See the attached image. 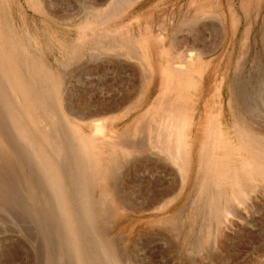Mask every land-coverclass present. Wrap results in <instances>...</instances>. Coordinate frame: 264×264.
I'll return each instance as SVG.
<instances>
[{
    "label": "bare ground",
    "instance_id": "6f19581e",
    "mask_svg": "<svg viewBox=\"0 0 264 264\" xmlns=\"http://www.w3.org/2000/svg\"><path fill=\"white\" fill-rule=\"evenodd\" d=\"M136 1L121 4L123 6L116 7L115 11L112 8L108 15L98 12L93 17L87 16L77 25V41L71 45H67V41L60 44L68 56L77 53L82 57V49L87 44L84 43L83 47V42L100 41L110 34L114 38L112 41H116L115 38L130 39L143 48L146 46L149 55L148 64L146 57L128 53L145 67H152L140 100L131 102L126 97L123 102L96 107L83 119L92 118L88 120L91 130L86 132L76 125H69V128L60 125L57 109L64 76L59 70L49 68L42 57L29 48V43L24 42V37L16 33L8 16L11 0H0V159L10 166V158L14 154L12 147L18 146L26 151L40 169L56 200L78 264H91L83 246L84 234L89 232L102 237L97 217L106 211V197L112 198L118 214L127 208H123V197L125 192L128 195L129 187L123 186L121 190L117 184V173L123 165L121 157L141 153V148L128 145L123 135L138 131V127L151 129L154 122L160 130L149 151V160L134 166L132 171L136 174L142 166L160 168L164 173L175 169L181 176L182 186L189 190L186 197L197 193L190 204L194 206L191 208L194 209L193 215L185 211L187 218L184 220L181 210H178L176 216L167 217L168 221L164 219L166 224L180 234L182 227L179 225L184 223L190 228L189 234L200 219L203 225L201 235L206 242L216 238L217 242L223 243L228 229L250 221L252 240L261 243L264 252V131L245 116L234 119L230 133L222 131L219 116L209 108V100H204L203 110L199 103L202 90L206 91L203 79L208 77L207 83L215 84L220 78L222 60L220 55H216L225 41H231L230 62L236 52L239 59H235V66L240 65L238 60L240 62L241 57L245 58L248 25L239 43H235L234 36L240 22L238 16L244 21L249 18L252 0H207L198 5L187 22L183 21L184 16L182 20L170 23L162 19L159 33L152 30L153 33L149 32L145 37L131 36L127 24L120 27L113 23L123 17ZM29 3L41 12L40 0H29ZM222 12L225 17L220 15ZM179 26L189 29L191 35L188 39H179L175 33ZM210 33L211 44L207 40ZM152 57L156 59L157 67L154 62L152 64ZM117 58L122 57L117 54ZM122 111L127 116L135 114L125 129L121 127L123 132L127 129L126 133L115 125ZM8 128L13 132L10 138L7 137ZM68 162L72 163L69 165L72 168H66L65 163ZM68 176L72 177L71 182H68ZM71 183L77 185L76 192H72ZM176 187L157 191L158 195H154L149 205L151 210H164L168 202L166 197ZM96 191L98 199L94 198ZM99 244L109 264H121L111 245H103L101 240Z\"/></svg>",
    "mask_w": 264,
    "mask_h": 264
},
{
    "label": "rangeland",
    "instance_id": "374dc122",
    "mask_svg": "<svg viewBox=\"0 0 264 264\" xmlns=\"http://www.w3.org/2000/svg\"><path fill=\"white\" fill-rule=\"evenodd\" d=\"M129 1L40 0L41 12H37L29 0H11L8 16L14 24L16 33L24 37V42L27 45L29 43V48L40 55L49 68L59 70L64 76L57 109L61 126L69 128V125H76L89 132L91 127L88 120L92 118L83 119L96 107L102 108L118 101L123 102L122 99L126 97L131 102H136L142 97L145 80L151 76L152 67H145L129 57L128 53L131 52L140 58L146 57L147 60L149 55L146 46L143 48L130 39L125 41L115 38L117 40L112 41L114 38L108 34L100 41L83 42L81 46L87 43L85 47L83 45L84 48L82 47L81 53L84 55L80 57L76 53L78 56L72 55V58L67 52L65 54L60 45L63 41H67V45L77 41V25L87 16L93 17L92 15L98 12L102 15L112 13L116 7L118 9ZM206 1L138 0L123 17L114 20L113 23L120 27L127 24L131 36L145 37L149 32L159 33L158 27L163 22L162 19L170 23L177 22L180 18L182 20L184 16L183 21L187 22L198 5ZM252 2L249 18H245L244 21L240 15L238 16L240 22L234 36L235 43H239L248 25V48L246 47L245 58L241 57V61L238 60L240 65L235 66V63L237 64L235 59H239V53L236 52L230 62L228 57L232 49L231 41H225L224 47L216 55H220L222 60L219 68L220 78L218 77L215 84L212 82L208 84V77L202 81L205 82L206 88V91L204 88L202 90L203 95L206 93L209 95H205L206 98L201 95L202 100L199 99L201 110L204 100H209V108L211 107L219 116L222 131L228 133L231 132L234 119L239 116L241 118L245 116L248 120L250 118L254 125H259L258 127L264 131V0ZM0 15L2 16V12ZM220 15H223V12ZM208 20L207 22H210ZM224 22L226 24L225 19ZM177 28L175 33L180 37L176 35L177 38L188 39L191 35L186 26ZM210 36L211 33L207 40L211 44ZM64 42L63 44L66 43ZM117 54L122 58H117ZM152 59V64L154 62L157 67L156 59L153 57ZM147 62L149 64L148 60ZM123 111L115 125L125 129L135 114L127 116ZM152 124L151 129L142 130L138 127V131L130 135H127V129L123 132L122 128H117L126 133L123 135L125 142L141 148V153L121 157L120 162L123 165L117 173V184L121 190L123 186L129 187L128 195L125 192L126 197H123V200L125 199L123 208L126 206L127 208L121 210L119 216L112 198L106 197L104 199L106 211L97 217L100 232H103L102 237L89 232L84 234L83 246L90 263L109 264L104 258L105 251L100 247L101 240L103 245L113 247L121 264H264L263 248L261 243L252 240L250 221L228 229L222 239L223 243L217 242L216 238L215 241L212 238L208 240L209 243L206 242L201 235L203 225L200 219L190 235L188 234L190 228L184 223L179 225V228L182 227L180 234L173 232L172 227H169L171 225L166 224L169 220L166 218L173 214L176 216L178 210H181V218L184 220L187 218L184 215L186 212L193 215L194 209L191 208L194 206L191 207L190 204L197 193L193 192L190 198L186 197L189 190L187 186L185 188L182 186L181 176L175 169L164 173L160 168L149 169L142 166L136 172L137 175L132 171L134 166L149 160V151L155 144L153 141H157L156 133L160 130L158 124L154 122ZM9 130L8 138L13 136L12 130ZM8 146L12 147L9 144ZM12 149L14 154L10 158L12 159L9 162L10 166L0 159V264H78L56 200L40 169L31 161L25 150L18 146ZM70 164L72 163H65L66 168H72ZM67 178L68 182H71L72 177ZM174 185L177 187L166 197L168 202L164 210H151L149 205L154 195ZM70 188L72 192L77 191V185L74 183H71ZM94 196L98 199V191L94 192Z\"/></svg>",
    "mask_w": 264,
    "mask_h": 264
}]
</instances>
